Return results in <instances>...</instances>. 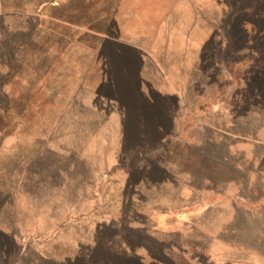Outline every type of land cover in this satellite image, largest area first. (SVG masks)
<instances>
[{
  "label": "rangeland",
  "instance_id": "rangeland-1",
  "mask_svg": "<svg viewBox=\"0 0 264 264\" xmlns=\"http://www.w3.org/2000/svg\"><path fill=\"white\" fill-rule=\"evenodd\" d=\"M49 7L0 15V264H264V0Z\"/></svg>",
  "mask_w": 264,
  "mask_h": 264
},
{
  "label": "crops",
  "instance_id": "crops-1",
  "mask_svg": "<svg viewBox=\"0 0 264 264\" xmlns=\"http://www.w3.org/2000/svg\"><path fill=\"white\" fill-rule=\"evenodd\" d=\"M51 2L52 0H0V15L19 21L20 24H24L27 27L34 21L35 16H40V14L44 16V10L46 7L50 8ZM63 6L53 4V7L62 8ZM45 16L48 23L49 16ZM65 18L64 23L69 24L70 27L80 29L79 24L69 14ZM78 43L80 42L78 41Z\"/></svg>",
  "mask_w": 264,
  "mask_h": 264
}]
</instances>
